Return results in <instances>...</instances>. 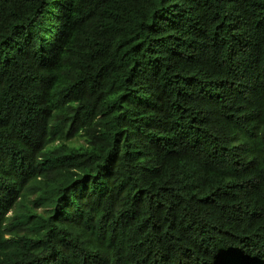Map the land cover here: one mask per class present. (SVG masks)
<instances>
[{
	"label": "trees",
	"instance_id": "16d2710c",
	"mask_svg": "<svg viewBox=\"0 0 264 264\" xmlns=\"http://www.w3.org/2000/svg\"><path fill=\"white\" fill-rule=\"evenodd\" d=\"M0 264H264V0H0Z\"/></svg>",
	"mask_w": 264,
	"mask_h": 264
}]
</instances>
